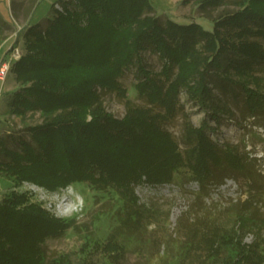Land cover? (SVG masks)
<instances>
[{"label":"trees","instance_id":"obj_1","mask_svg":"<svg viewBox=\"0 0 264 264\" xmlns=\"http://www.w3.org/2000/svg\"><path fill=\"white\" fill-rule=\"evenodd\" d=\"M58 2L62 8L52 4L46 26L28 27L25 51L12 66L21 84L11 92V112L43 115L28 125L31 140L11 147L0 136V171L16 187L29 181L58 190L88 182L97 190L112 189L129 206L139 203L138 184L171 182L183 168L203 186L219 169H249L239 149L212 136L215 127L207 121L196 126L185 120L184 149L165 123L182 106V91L212 106V115L230 111L215 86L235 96L237 89L244 92L253 113L264 109V0H239L241 8L216 17L213 29L163 20L153 0ZM220 3L201 0L200 6ZM147 49L159 54L160 70L149 67ZM135 63L139 94L160 110L127 100L126 113L118 117L107 110L102 93L125 96L120 78ZM249 222L261 234L252 243L241 233ZM72 223L29 191L14 188L0 200V264H74L68 253L49 259L44 248ZM259 223L241 215L235 232L222 240L231 252L215 264H264V221ZM211 232L208 238L219 247L220 228Z\"/></svg>","mask_w":264,"mask_h":264},{"label":"rangeland","instance_id":"obj_2","mask_svg":"<svg viewBox=\"0 0 264 264\" xmlns=\"http://www.w3.org/2000/svg\"><path fill=\"white\" fill-rule=\"evenodd\" d=\"M54 2L56 7L62 8L58 0H0V62L5 56H12L14 45L21 52L16 54L22 56L26 30L36 22L46 26ZM153 2L163 20L171 17L183 23L197 21L206 29H213L219 15L241 8L239 0H222L218 6L207 8L200 6L201 0ZM144 57L151 69L162 68L157 52L147 49ZM137 74L138 64L135 63L120 78L126 88L125 96L117 91L102 93L107 110L118 117L126 113L127 100L160 110L139 94ZM260 74H264V69H260ZM20 84L12 67L5 79L0 78V136H5L11 147L18 146L22 138L31 140L28 125L43 120L39 111L25 116L11 112V92ZM214 90L230 111L212 115V106H203L182 91V106L165 125L184 149L185 120H191L196 126L207 121L215 127V132L211 133L215 139L239 149L249 165L247 171L219 169L203 186L189 169L183 168L171 182L138 184L139 203L129 206L124 205L112 189L97 190L88 182L58 190L29 181L16 187L15 180L0 171V200L14 188L29 191L34 201L41 202L55 215L73 219V225L62 236L46 240L44 248L49 259L68 253L74 264L220 263L232 250L231 245L222 240L235 232L241 215L253 216L259 225L264 221V109L258 114L247 110L246 95L239 89L238 96L232 91L223 92L221 86H215ZM213 226L220 228L219 247L208 238L212 236L208 231ZM241 233L248 243L261 236L258 226L250 222Z\"/></svg>","mask_w":264,"mask_h":264},{"label":"built area","instance_id":"obj_3","mask_svg":"<svg viewBox=\"0 0 264 264\" xmlns=\"http://www.w3.org/2000/svg\"><path fill=\"white\" fill-rule=\"evenodd\" d=\"M13 48H15V52L12 53V56L7 55V57L5 56V58L0 62V78L1 79H5L14 61L19 59L20 57V55L16 54V53H19V54L21 53L19 52L18 46L14 45Z\"/></svg>","mask_w":264,"mask_h":264}]
</instances>
